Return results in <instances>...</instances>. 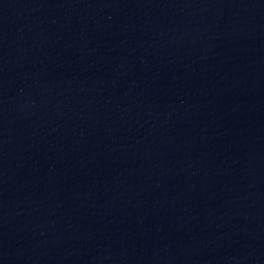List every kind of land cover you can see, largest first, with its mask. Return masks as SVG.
I'll list each match as a JSON object with an SVG mask.
<instances>
[{"label":"water","instance_id":"1","mask_svg":"<svg viewBox=\"0 0 264 264\" xmlns=\"http://www.w3.org/2000/svg\"><path fill=\"white\" fill-rule=\"evenodd\" d=\"M0 264H264V0H0Z\"/></svg>","mask_w":264,"mask_h":264}]
</instances>
